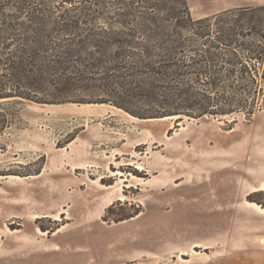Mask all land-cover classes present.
I'll return each instance as SVG.
<instances>
[{"label": "rangeland", "instance_id": "1", "mask_svg": "<svg viewBox=\"0 0 264 264\" xmlns=\"http://www.w3.org/2000/svg\"><path fill=\"white\" fill-rule=\"evenodd\" d=\"M64 1L27 3L53 9ZM151 1L161 5L157 12L171 19L172 28L168 13L181 7L179 1ZM187 2L194 19L229 10L222 19L245 16L235 9L264 5V0ZM129 3L142 5L66 2L97 22L73 35L53 32L50 45L65 41L93 56L99 49L126 47L112 33L102 35L103 27L115 37L139 27L122 22L121 13L137 9ZM255 17L251 42L264 35V12ZM184 33L196 37L193 30ZM16 38L2 39L0 50L12 45L13 52L24 42ZM136 41L127 48L143 50L153 40L140 35ZM4 73L0 67V93L16 89L56 98L61 92L44 83L54 80V72L33 73L42 74L34 86L9 81ZM160 85V96L129 97L126 103L148 114L172 108L171 87ZM261 87L259 108L250 118L243 112L142 118L111 103L122 95L113 86L76 87L59 103L0 98V264H264V212L248 198L264 188V77Z\"/></svg>", "mask_w": 264, "mask_h": 264}, {"label": "trees", "instance_id": "2", "mask_svg": "<svg viewBox=\"0 0 264 264\" xmlns=\"http://www.w3.org/2000/svg\"><path fill=\"white\" fill-rule=\"evenodd\" d=\"M68 1L73 0H65L53 9H45L31 7L27 0H0V41L14 40L16 37L17 41H21L24 38V42H19L13 52L12 45H5L4 50H0V67L4 75L9 81L21 84L27 80L29 86H34L36 77H40L42 71H51L55 73L54 80L44 83L52 84L61 91L56 98H47L15 89L0 93V98L19 96L37 103H59L69 100L65 93L76 87L113 86L115 95L118 92L122 95L121 99L112 100L111 103L142 118L177 114L222 116L237 112H243L250 118L259 108L257 100L262 96L261 79L264 77V35L257 36L256 42H251L250 36L251 24L258 28L253 24L255 15L264 12V5L235 9L246 11L245 16L233 13L234 17L222 19L232 11L229 10L224 14L194 19L187 0H178L181 7L168 13L175 20L171 28L167 24L171 19L157 12L160 4L139 0L142 5L138 8L134 3L128 5V8L137 9L121 13L126 18L122 22L127 25L135 22L139 26L137 29L121 31L123 35L115 37L114 32L103 27L102 36L112 33L113 38L124 42L126 47L118 51L108 47L99 49L93 56L89 53L83 55L80 45L65 44V41L56 46L50 45L53 32L73 35L86 30L88 24L97 22L92 13L88 15L82 9L66 6ZM128 16L134 18L127 19ZM48 24H52L51 28H48ZM183 30H193L196 37H186ZM140 35L153 41L144 44L143 50L128 49L130 43L139 44L136 38ZM31 39H35L33 43ZM151 45L162 51L152 50ZM54 50L55 53H50ZM153 55H158L157 59H153ZM39 56L44 57L43 63L38 61ZM38 71L42 74L32 75ZM160 84L171 87L168 96L171 97L172 108L155 109L156 113L148 114L126 103L129 97L146 99L160 96L159 90L163 88ZM248 198L264 207V188L252 192Z\"/></svg>", "mask_w": 264, "mask_h": 264}, {"label": "bare ground", "instance_id": "3", "mask_svg": "<svg viewBox=\"0 0 264 264\" xmlns=\"http://www.w3.org/2000/svg\"><path fill=\"white\" fill-rule=\"evenodd\" d=\"M165 118H168V117H163L162 119H165ZM114 174H119V171L114 172ZM261 189H263V187ZM120 198H123V197H120ZM252 204H254L258 208V210L264 212V207H261L259 204L255 203V202H252Z\"/></svg>", "mask_w": 264, "mask_h": 264}, {"label": "crops", "instance_id": "4", "mask_svg": "<svg viewBox=\"0 0 264 264\" xmlns=\"http://www.w3.org/2000/svg\"><path fill=\"white\" fill-rule=\"evenodd\" d=\"M189 1H191V0H189Z\"/></svg>", "mask_w": 264, "mask_h": 264}]
</instances>
